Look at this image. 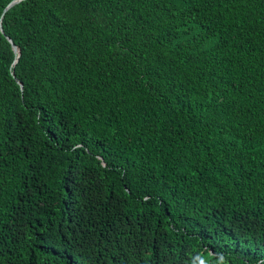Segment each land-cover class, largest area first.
I'll use <instances>...</instances> for the list:
<instances>
[{"label": "trees", "instance_id": "1", "mask_svg": "<svg viewBox=\"0 0 264 264\" xmlns=\"http://www.w3.org/2000/svg\"><path fill=\"white\" fill-rule=\"evenodd\" d=\"M1 24L0 264H264V0Z\"/></svg>", "mask_w": 264, "mask_h": 264}, {"label": "water", "instance_id": "2", "mask_svg": "<svg viewBox=\"0 0 264 264\" xmlns=\"http://www.w3.org/2000/svg\"><path fill=\"white\" fill-rule=\"evenodd\" d=\"M20 0H12L10 1L6 7L4 8L2 14H1V17H0V32L3 33V28H2V24H1V20H2V16L4 14V12L9 9L12 5H14L15 3L19 2ZM5 36L7 37L8 41L11 43V46H12V49L15 53L19 54V49L18 47L13 43V41L11 40V38L5 34ZM17 58H15L14 62H16ZM20 87L22 88V84L20 83Z\"/></svg>", "mask_w": 264, "mask_h": 264}]
</instances>
